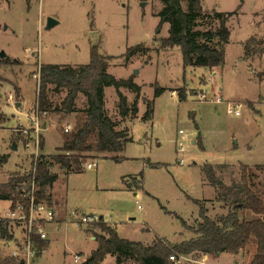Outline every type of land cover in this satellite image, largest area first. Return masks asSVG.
Wrapping results in <instances>:
<instances>
[{
	"label": "rangeland",
	"instance_id": "rangeland-1",
	"mask_svg": "<svg viewBox=\"0 0 264 264\" xmlns=\"http://www.w3.org/2000/svg\"><path fill=\"white\" fill-rule=\"evenodd\" d=\"M187 5L182 0L184 10ZM201 7L207 17L199 20L197 31L219 29L214 12L237 11L227 23L230 40L217 75L208 67L186 66L180 47L163 43L170 26H160V0H0V52L9 57L0 58V155L9 156L0 169V184L30 173L36 164L34 144L26 148L13 129L28 123L38 100L34 76L42 65L84 66L96 47L108 57L109 74L118 80L136 78L142 87L138 119H124L133 140L123 152L108 158L90 153L83 169L70 175L52 164L57 181L46 195L54 202L47 201L54 205L56 221L47 227V249L32 264H83L97 248L94 233L102 234L103 225L145 246L159 239L172 245L189 240L181 219L196 225L199 203L215 220L227 213L214 201L219 188L206 180L207 164L230 165L217 172L227 186L238 181L241 165L250 167L258 175L256 191L264 198V173L254 168L264 165V0H201ZM50 18L57 21L52 28L47 26ZM137 45L148 51L127 60V50ZM157 86L165 91L155 98ZM48 88L51 107L43 120L48 128L37 158L52 163L56 152L63 154L64 128L69 124L73 129L78 113L58 111L68 92ZM219 88L223 102L217 104ZM124 90L131 105L135 97ZM105 97L109 116L120 124L116 89L106 87ZM77 100L76 110L84 109L85 101ZM145 100L154 101L150 121L142 120ZM229 103L241 105V116L228 112ZM179 130L188 135L183 165L175 144ZM94 162L96 168H86ZM6 205L1 201L0 210ZM73 212L96 215L103 222L80 226ZM4 244L0 239V256L7 257ZM255 250L250 243L238 255H208L205 264H249ZM100 264H118L117 257L107 256ZM123 264L138 262L124 258Z\"/></svg>",
	"mask_w": 264,
	"mask_h": 264
},
{
	"label": "trees",
	"instance_id": "trees-1",
	"mask_svg": "<svg viewBox=\"0 0 264 264\" xmlns=\"http://www.w3.org/2000/svg\"><path fill=\"white\" fill-rule=\"evenodd\" d=\"M164 5L159 13L160 26L169 24V37L163 41L166 46L180 47L186 66L208 67L210 69L223 67L225 64V46L230 40V31L227 23L237 14L216 13L213 18L218 21L217 31H197L199 20L207 17L203 13L201 0H188L184 10L182 0H160ZM211 16V15H209ZM251 40L245 46V53L251 50ZM148 51L144 45L130 47L124 55L127 60L133 56ZM9 57L5 58L8 60ZM90 62L84 66L71 67L63 65H42L40 67V87L38 102L41 109L48 111L51 107L49 98L50 89L54 91L66 90L67 96L58 110L65 115L78 113L77 122L69 133L63 135V154L55 155L52 163L40 159L35 165V179L39 184L37 199L49 201L46 191L57 181L56 175L51 173L52 164L58 165L65 174L74 173L83 169L89 154L98 155L121 153L127 143L132 142L128 130H117L118 123L109 117L105 108V88L114 87L118 96V112L121 118L136 117L138 115V100L141 97V87L133 78L116 79L108 73V57L101 55L96 47L90 52ZM10 61H6L9 63ZM15 63L17 61H14ZM264 76V75H261ZM121 89H127L136 95L131 105ZM164 89L155 88V98L164 93ZM18 95V93H16ZM79 95L86 98V107L76 110V100ZM180 100H185V93L179 92ZM147 107L143 121H148L154 114V101L145 100ZM8 155L0 156V169L8 162ZM226 165L207 164L203 171L206 180L219 188L217 202L223 204L227 210L221 214L219 220L209 215V209L199 203L200 212L196 225H188L182 220L183 226L193 237L179 244H170L164 240H157L151 246L141 242L129 241L119 237L116 229L108 225L101 226L102 234H95L98 243L97 249L83 264H100L107 256L117 257L118 264L123 259H134L138 264H171L169 257L173 253L191 254L204 253L215 255L229 253L238 255L250 243H254L256 250L249 264H264V198L256 191L258 175L248 166L241 165L239 179L232 180L231 186L224 184L218 178L217 172H222ZM264 173V165L254 167ZM227 170V169H226ZM34 173L15 175L6 184H0V201L16 199L19 185L25 180H31ZM235 176V175H231ZM223 184L218 186L217 182ZM250 216L241 217V213ZM250 214V213H249ZM12 236L8 225L0 221V239L10 240ZM47 249V243H40V251ZM0 264H24L21 260L12 257L0 256Z\"/></svg>",
	"mask_w": 264,
	"mask_h": 264
},
{
	"label": "built area",
	"instance_id": "built-area-1",
	"mask_svg": "<svg viewBox=\"0 0 264 264\" xmlns=\"http://www.w3.org/2000/svg\"><path fill=\"white\" fill-rule=\"evenodd\" d=\"M34 78L38 81V91L40 87V69ZM214 101L219 104L223 102V97L220 94L215 96ZM228 112L234 113L235 116H241L240 104H228ZM33 111L29 114L28 123H19L14 131L23 138L25 147L35 146L36 164L38 163L39 151L43 142L41 141L43 132L48 128L43 120L48 116V111L41 109L37 100L32 108ZM72 131V126L67 125L64 128L65 133ZM188 135L185 131L179 130L176 139V149L178 154V162L184 164L183 154L186 152V142ZM35 164V165H36ZM96 163H87L86 168L92 170L96 168ZM84 167V166H83ZM33 177L31 180L23 181L18 188V196L16 199L2 200L7 204L6 207L0 210V221L7 223L8 231L12 238L10 240L3 239L7 245L6 255L18 260L24 264H32L36 258L42 253L40 251V243H47L48 234L47 227L50 223H55L56 213L54 208L47 201H39L37 192L39 184L35 179V166L33 169ZM1 202V201H0ZM73 220H77L80 226H88L103 222L102 217L96 215H85L77 212L71 214ZM11 244V246H8ZM208 255L204 253L177 254L173 253L169 257L171 264H205L208 260ZM79 261V257L76 258Z\"/></svg>",
	"mask_w": 264,
	"mask_h": 264
},
{
	"label": "crops",
	"instance_id": "crops-1",
	"mask_svg": "<svg viewBox=\"0 0 264 264\" xmlns=\"http://www.w3.org/2000/svg\"><path fill=\"white\" fill-rule=\"evenodd\" d=\"M222 69H223V67L213 68V69H212V72H213L214 75H217ZM138 72H139V71H138ZM132 78H133V77H132ZM133 80H134V82H135V81H136V78H133ZM135 83H136V82H135ZM127 91H129V90H127ZM121 92L123 93V95L127 94V93L125 92L124 89H121ZM129 92H130V91H129ZM130 93H131V92H130ZM173 93L175 94V92H173ZM132 94H133V93H132ZM141 94H142V87H141ZM217 94H220V95H221V89H220V88H219V92H217ZM133 95H134L135 98H134V101H133L132 103H134L135 100H136V95H135V94H133ZM80 96H81V95H79L77 99L79 100L80 98H82V99L85 101V103L87 104L86 98H85L83 95H82V97H80ZM125 96H126L127 99H128V96H127V95H125ZM222 97H223V96H222ZM105 99H106V97H105ZM140 99H141V97H140ZM140 99H139V100H140ZM78 100H77V101H78ZM139 100H138V105H139ZM128 101H129V99H128ZM129 102H130V101H129ZM18 105H20V104H18ZM18 105H17V106H18ZM145 105H146V104H145ZM105 108H106V100H105ZM30 110H32V108H31ZM106 110H107V108H106ZM138 110H139V106H138ZM117 111H118V110H117ZM107 113H108V111H107ZM138 114H139V112H138ZM108 115H109V114H108ZM109 117H111V116H109ZM111 118H112V117H111ZM132 118H133V119H132ZM136 118L138 119V115H137L136 117L122 118V122H121L120 124L118 123V125H117V130L120 131V130H125V129H126V130L129 131V129L127 128V126H126V125H123V124H124L127 120H130V119H131V120H134V119H136ZM142 118H143V117H142ZM112 119H113V118H112ZM124 119H125L126 121H125ZM151 119H152V118H151ZM151 119H150V120H151ZM150 120H148V121H150ZM113 121L117 123L116 120L113 119ZM119 122H120V121H119ZM68 125H69V124H68ZM70 126H71V125H70ZM13 130H14V129H13ZM129 135H130V137L132 138V136H131V134H130V131H129ZM132 140H133V139H132ZM194 143H195V141H193V144H194ZM14 149H15V151H17V149H18L17 146H16V144H15V146H14ZM59 149H61V148H59ZM114 154H117V153H114ZM55 155H57V152H56ZM0 156H1V155H0ZM52 156H54V155H52ZM93 156H94V155H93ZM99 156L104 157V158H108L109 156H111V154H105V155L102 154V155H98V157H99ZM213 165H214V166H217L218 164H213ZM226 166H230V165H226ZM1 168H2V167H1ZM70 174H73V173H70ZM70 174H68V175H70ZM135 195H136V194H135ZM217 198H218V195L216 196V198H215L214 201H216V203H217L218 205H220V208L223 209V204L220 203V202H217ZM48 202H49V203H52L53 201L51 202V201L49 200ZM53 203H54V202H53ZM53 206H54V205H53ZM53 206H52V207H53ZM214 207H215V206H214ZM53 208H54V207H53ZM206 208H208V207H206ZM208 209H209V208H208ZM209 210H210V209H209ZM225 210H226V209H225ZM56 215H57V213H56ZM209 215H210V214H209ZM57 217H58V216H57ZM58 219H59V218H58ZM188 225H189V224H188ZM59 227H60V226H59ZM115 229H116V228H115ZM189 234L191 235L190 237L192 238V237H193V234L190 233V232H189ZM191 238H190V239H191ZM93 239L95 240V238H93ZM3 241H4V240H3ZM177 244H178V243H177ZM4 245H5V244H4ZM97 247H98V245H97ZM96 249H97V248H96ZM96 249H95V250H96ZM95 250H94V251H95Z\"/></svg>",
	"mask_w": 264,
	"mask_h": 264
},
{
	"label": "water",
	"instance_id": "water-1",
	"mask_svg": "<svg viewBox=\"0 0 264 264\" xmlns=\"http://www.w3.org/2000/svg\"><path fill=\"white\" fill-rule=\"evenodd\" d=\"M55 25H57V21L55 20V19H52V18H50V19H48V27L49 28H52V27H54ZM8 56H7V54L4 52V51H1L0 52V58L1 59H5V58H7ZM137 73H138V71H137ZM15 146V145H14ZM223 184V182L222 181H218L217 182V185L218 186H220V185H222ZM220 255V254H219Z\"/></svg>",
	"mask_w": 264,
	"mask_h": 264
}]
</instances>
